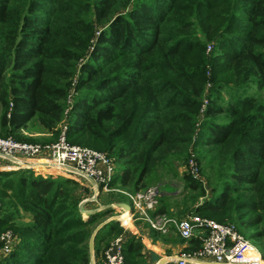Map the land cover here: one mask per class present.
<instances>
[{
	"label": "trees",
	"instance_id": "1",
	"mask_svg": "<svg viewBox=\"0 0 264 264\" xmlns=\"http://www.w3.org/2000/svg\"><path fill=\"white\" fill-rule=\"evenodd\" d=\"M252 86L264 89V0H0V137L52 143L65 126L69 144L113 160L110 186L128 192L178 178L192 147L211 171L210 196L184 174L181 209L172 215L161 196L155 214L254 228L263 256L264 101ZM78 189L0 171V232L17 235L0 264H89V238L111 210L84 220ZM120 222L98 230L97 257ZM143 251L127 238L125 263L148 264Z\"/></svg>",
	"mask_w": 264,
	"mask_h": 264
},
{
	"label": "built area",
	"instance_id": "2",
	"mask_svg": "<svg viewBox=\"0 0 264 264\" xmlns=\"http://www.w3.org/2000/svg\"><path fill=\"white\" fill-rule=\"evenodd\" d=\"M210 51L211 46H208L206 53ZM206 103L204 100L201 111H203ZM60 129L61 132L56 141L46 144H32L16 141L12 137H0V160L6 161L7 167L17 171L30 170L37 173L38 171H53L51 174H64L70 177L69 180L75 179L84 182L90 190L91 196L81 204L82 206L86 202L96 201L102 193L110 192L111 194L123 195L132 213L130 219L135 216L146 222L151 231L162 236L175 234L185 241L195 238L200 241L199 249L191 253L182 252L152 264L263 263L261 253L232 224L218 223L213 219L196 214H189L181 219L167 214H155L161 197L159 187H149L136 192H127L120 188L111 187L110 183L116 171L113 160L105 153L69 144L65 137L66 127L61 126ZM43 153L47 154V158L38 160V157ZM34 165H39L41 168L35 170ZM186 168L195 180L200 179L199 166L192 147L189 149ZM112 208L124 210L118 204ZM84 213L89 215L93 212L84 211ZM15 240L16 237L10 231L0 232V257H5L11 252ZM124 242L125 237L123 235L114 238L94 264H126L123 255Z\"/></svg>",
	"mask_w": 264,
	"mask_h": 264
},
{
	"label": "rangeland",
	"instance_id": "3",
	"mask_svg": "<svg viewBox=\"0 0 264 264\" xmlns=\"http://www.w3.org/2000/svg\"><path fill=\"white\" fill-rule=\"evenodd\" d=\"M208 46H211V45H207L206 49H207ZM206 52H207V50H206ZM209 87H210V84H207L206 85V89L209 88ZM248 94H250L251 96H253L256 99L261 100V102L264 101V89L258 90L255 86H252L251 89H249ZM224 97L226 99L228 98L227 95H225ZM30 143H32V144H40L41 142H30ZM194 153L196 154L195 151H194ZM196 157H197V155H196ZM32 163H35V162H32ZM197 164H198V162H197ZM0 166L2 167L1 169L5 170V171H17L16 169H11V167H7L8 163L6 161H3V160H0ZM198 166H199V168L202 171V172H200V176H199L200 179L198 181L201 182L203 188L206 190L207 197H209L210 194H211V186H212V185H210V183H211L210 181L211 180L209 181V178H212L211 171L206 168V166H205V164L203 162L199 163ZM7 168H9V169H7ZM27 171H30V170H27ZM52 172L53 171H51V172H46V171L39 172L38 171V173L36 172V174L37 175H43V176L58 175V174H51ZM178 172H179V177L178 178H172V177L166 176V177L162 178V181H160L158 183H155V185L153 184L151 186L149 185L148 187H146V188H149V187H159L160 188L161 196H165L166 204L169 207V213H171L172 215H176L175 212H177L178 210L181 209L182 204L184 203L185 199L190 194L188 190H185L184 185H183V180L180 177V176H182L184 174H189L187 168H185V167L179 168ZM58 177H61V178L66 179V180L67 179L69 180V178H70V177H68L67 175H64V174H59ZM70 180H72L73 182L77 183V185L79 186L78 191L81 192L79 206L81 207V204L86 199L90 198L91 192H90V190L88 189V187L86 186V184L84 182H82L80 180H75V179H70ZM127 192H128V190H127ZM120 196H122L123 198L120 197ZM120 196H115V195L113 196L110 192L109 193H102V194H100L98 196L96 201L86 202L81 207V209L83 208L82 209V212H83L82 215L84 214L83 215V219L84 220H87V218H88L87 214L84 213V211H89V212L91 211V212L94 213V212H103V211L108 210V209L111 210L110 211L111 213L108 215L109 218H107L104 221H102L101 223H99L97 225V227L94 229V231L92 232L91 236L94 234V232L98 228L101 229L103 227L102 224H104L105 222L107 223L109 221H113L112 218H117L114 221H116V220L121 221V220H123L126 217V215H125L126 213H124V212L123 213H120V212L117 213V210L112 208L113 206H115L118 203L120 204V203L127 202L125 196H123V195H120ZM203 198H200L198 200V204L203 202V200H204ZM188 206L190 207V209H192V205H188ZM120 227L123 229V234L122 235L125 237V234H124L125 233L124 232L125 227L123 225H120ZM234 227L237 230V227L235 225H234ZM254 230L255 229L252 228L251 230H244L242 232H239L238 230L237 231L242 236H244L247 240H249L252 244L256 245L258 242L256 240H253L252 238L251 239L249 238L250 233L253 232ZM3 232H6V231H3ZM97 232L98 231H96V233L94 235V238H95ZM91 236H90V238H91ZM16 238H17V235H16ZM90 238H89V241H90ZM89 241H88V244H89ZM197 249H199V248H197ZM197 249H195V250H197ZM88 251H89V249H88ZM192 251H194V249H192V250H190V249L184 250L183 249L180 252H178L177 254H180L182 252L191 253ZM101 254L99 255V257H101ZM95 256L96 255H95V252H94V239H93V253L92 254L90 253V262H89V264H94L95 262L98 261L99 257H97V256L95 257ZM262 260H263L262 264H264V255L262 256ZM148 264H150V263H148Z\"/></svg>",
	"mask_w": 264,
	"mask_h": 264
},
{
	"label": "crops",
	"instance_id": "4",
	"mask_svg": "<svg viewBox=\"0 0 264 264\" xmlns=\"http://www.w3.org/2000/svg\"><path fill=\"white\" fill-rule=\"evenodd\" d=\"M24 134L29 135V136H43L44 135V134L32 135V134H29L27 132H24ZM43 158L46 159L47 154H45V153L41 154L38 157V160H41ZM39 164H42V163H39ZM124 204L127 205V202H124ZM122 211H124V213H126L125 215H127L128 213L130 216L132 215L131 211L128 212V210H126L125 208H124V210H119V208H118L117 213H119V212L123 213ZM124 227H125V230H124L125 240L127 238L133 237V236L135 238L141 240V242L144 246L143 252L146 253L147 261L150 264H152L154 262H152L149 259L147 252H153L154 254H156L158 256V260H160V259H163L166 257L175 256L178 252H180L183 249L184 250H188V249L192 250V244L190 243V241L182 240L175 234H170L169 236H162V235L158 234L159 237L156 238L155 240H153L151 237L152 231L150 230L149 225L146 222L139 220L135 216L129 220V226H124Z\"/></svg>",
	"mask_w": 264,
	"mask_h": 264
},
{
	"label": "water",
	"instance_id": "5",
	"mask_svg": "<svg viewBox=\"0 0 264 264\" xmlns=\"http://www.w3.org/2000/svg\"><path fill=\"white\" fill-rule=\"evenodd\" d=\"M120 207H123V208H125L126 210H128V212L130 211V207L128 206V205H126V204H124V203H120V204H118ZM82 206V205H81ZM113 220H115V219H117V218H112ZM111 219V220H112ZM117 221V220H116ZM104 224H106V222L104 223ZM104 224H102V226L104 225ZM101 226V227H102ZM99 230V228L96 230V231H98ZM96 231L94 232V234L91 236V238H90V241H89V244H88V249H89V252L92 254L93 253V239H94V235H95V233H96Z\"/></svg>",
	"mask_w": 264,
	"mask_h": 264
},
{
	"label": "bare ground",
	"instance_id": "6",
	"mask_svg": "<svg viewBox=\"0 0 264 264\" xmlns=\"http://www.w3.org/2000/svg\"><path fill=\"white\" fill-rule=\"evenodd\" d=\"M33 167H34V168H40V166H39V165H34Z\"/></svg>",
	"mask_w": 264,
	"mask_h": 264
}]
</instances>
